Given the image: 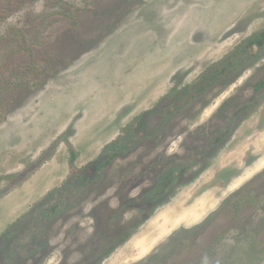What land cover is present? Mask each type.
<instances>
[{
	"label": "rangeland",
	"instance_id": "rangeland-1",
	"mask_svg": "<svg viewBox=\"0 0 264 264\" xmlns=\"http://www.w3.org/2000/svg\"><path fill=\"white\" fill-rule=\"evenodd\" d=\"M258 82L264 0H0V264H264Z\"/></svg>",
	"mask_w": 264,
	"mask_h": 264
},
{
	"label": "crops",
	"instance_id": "crops-1",
	"mask_svg": "<svg viewBox=\"0 0 264 264\" xmlns=\"http://www.w3.org/2000/svg\"><path fill=\"white\" fill-rule=\"evenodd\" d=\"M198 209V208H197ZM197 209L196 208H194V209H192V210H190L189 211V213H188V216H187V220L189 221V222H192V221H194V220H192V217H191V215H194V214H196L197 213ZM198 215H200L199 213H198Z\"/></svg>",
	"mask_w": 264,
	"mask_h": 264
},
{
	"label": "trees",
	"instance_id": "trees-1",
	"mask_svg": "<svg viewBox=\"0 0 264 264\" xmlns=\"http://www.w3.org/2000/svg\"><path fill=\"white\" fill-rule=\"evenodd\" d=\"M262 88H264V83H260L259 85H257V89L260 91L262 90ZM72 162L75 160V154L72 152Z\"/></svg>",
	"mask_w": 264,
	"mask_h": 264
},
{
	"label": "flooded vegetation",
	"instance_id": "flooded-vegetation-1",
	"mask_svg": "<svg viewBox=\"0 0 264 264\" xmlns=\"http://www.w3.org/2000/svg\"><path fill=\"white\" fill-rule=\"evenodd\" d=\"M259 84H260V82H258V83L256 84V86L254 87L256 93H259V92L261 91V90L259 91V90L257 89V85H259ZM262 90H263V88H262Z\"/></svg>",
	"mask_w": 264,
	"mask_h": 264
}]
</instances>
